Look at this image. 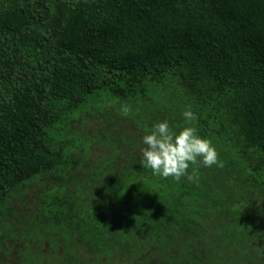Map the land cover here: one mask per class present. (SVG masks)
I'll return each mask as SVG.
<instances>
[{
    "label": "trees",
    "instance_id": "trees-1",
    "mask_svg": "<svg viewBox=\"0 0 264 264\" xmlns=\"http://www.w3.org/2000/svg\"><path fill=\"white\" fill-rule=\"evenodd\" d=\"M171 77L202 119L197 134L225 138L264 175V0H0V215L15 187L72 164L52 129L103 96L144 98ZM141 160L101 170L96 188L109 197L156 180ZM240 198L203 206L168 261L264 264V211Z\"/></svg>",
    "mask_w": 264,
    "mask_h": 264
},
{
    "label": "rangeland",
    "instance_id": "rangeland-1",
    "mask_svg": "<svg viewBox=\"0 0 264 264\" xmlns=\"http://www.w3.org/2000/svg\"><path fill=\"white\" fill-rule=\"evenodd\" d=\"M187 109L171 77L144 98L121 103L103 96L52 129L51 137L70 152L72 164L11 191L0 215V264H175L167 258L179 250L176 237L184 224L203 223V206L213 205L220 194L230 205L241 197L264 211V175L251 176L222 137L207 138L218 153L217 164H190L188 174L195 170L198 182L155 175L156 180L124 182L109 197L96 188L101 170L124 168L142 157L143 137L155 123L167 120L176 131L203 126L193 108L196 119L185 120ZM149 221L158 223L154 228L163 241L147 227Z\"/></svg>",
    "mask_w": 264,
    "mask_h": 264
},
{
    "label": "clouds",
    "instance_id": "clouds-1",
    "mask_svg": "<svg viewBox=\"0 0 264 264\" xmlns=\"http://www.w3.org/2000/svg\"><path fill=\"white\" fill-rule=\"evenodd\" d=\"M127 114V108L122 109ZM186 121L191 122L196 116L189 108L183 112ZM147 133L148 130L145 129ZM145 147L141 149V164L152 170V173L164 178L173 177L180 181L187 176L188 181L198 182L195 170L188 174L190 164L202 163L206 167L217 164L218 153L211 142L197 134L194 127L183 126L173 130L168 121H160L153 125L150 134L143 137ZM219 166H223L222 164Z\"/></svg>",
    "mask_w": 264,
    "mask_h": 264
}]
</instances>
